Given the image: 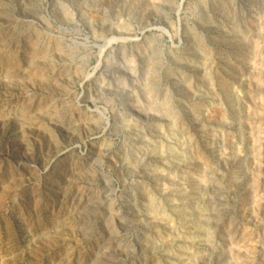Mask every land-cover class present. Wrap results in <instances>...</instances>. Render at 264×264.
<instances>
[{
    "label": "rangeland",
    "instance_id": "obj_1",
    "mask_svg": "<svg viewBox=\"0 0 264 264\" xmlns=\"http://www.w3.org/2000/svg\"><path fill=\"white\" fill-rule=\"evenodd\" d=\"M0 264H264V0H0Z\"/></svg>",
    "mask_w": 264,
    "mask_h": 264
}]
</instances>
